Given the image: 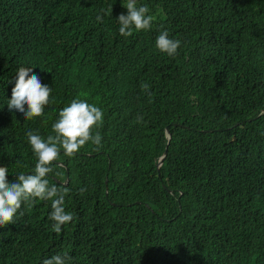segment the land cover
I'll list each match as a JSON object with an SVG mask.
<instances>
[{
    "label": "trees",
    "instance_id": "16d2710c",
    "mask_svg": "<svg viewBox=\"0 0 264 264\" xmlns=\"http://www.w3.org/2000/svg\"><path fill=\"white\" fill-rule=\"evenodd\" d=\"M122 2L88 0L89 12L84 0H0V166L9 183L37 162L28 131L54 135L75 99L104 114L100 150L61 149L59 175H49L69 189L74 220L56 234L50 201L22 206L0 228V264H43L57 253L72 264H264V0H138L153 25L128 38L116 20L127 13ZM164 30L182 42L175 57L156 48ZM20 67L52 87L42 117L7 107Z\"/></svg>",
    "mask_w": 264,
    "mask_h": 264
},
{
    "label": "clouds",
    "instance_id": "9594fccd",
    "mask_svg": "<svg viewBox=\"0 0 264 264\" xmlns=\"http://www.w3.org/2000/svg\"><path fill=\"white\" fill-rule=\"evenodd\" d=\"M84 1L89 12L92 11L88 0ZM122 7L127 9V13L122 12L116 18L121 36L128 38L133 36L134 31L151 30L154 17L147 5H138V0H123ZM96 19L102 23L104 15H98ZM155 44L161 53L175 57L182 42L170 38L168 31L164 30L157 36ZM32 69L18 68L15 86L7 105L9 111L19 112L24 120L42 117L50 103L52 93V87L42 84ZM141 88L147 91L149 85L144 83ZM103 119L104 114L100 107L88 103L87 100L75 99L59 111L58 119L52 125L54 135H48L45 139L31 130L27 132L28 142L37 162L31 173H19L11 183L8 180V167L0 166V228L15 224L17 214L24 215L22 206L30 207L37 200L51 202L52 210L48 219L52 221V230L56 234H60L62 228L74 220V216L66 212L64 207L69 189L55 184L50 185L49 175H59L54 172V168L55 162L60 159L61 149L63 155L67 157L75 156L89 144L94 145L95 150H100L102 136L97 129L102 126ZM137 119L140 121L142 117ZM83 191L82 189L81 192ZM72 259L67 253H57L44 259L43 264H72Z\"/></svg>",
    "mask_w": 264,
    "mask_h": 264
},
{
    "label": "water",
    "instance_id": "95a60500",
    "mask_svg": "<svg viewBox=\"0 0 264 264\" xmlns=\"http://www.w3.org/2000/svg\"><path fill=\"white\" fill-rule=\"evenodd\" d=\"M166 137L168 139V146L169 144L171 143V140H172V136H171V133H170V130L169 128L166 129ZM168 146L165 150V153L164 155L161 157L159 163H158V166H157V170L160 171L161 167L163 166L165 160L167 159V156H168Z\"/></svg>",
    "mask_w": 264,
    "mask_h": 264
}]
</instances>
